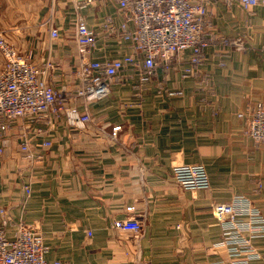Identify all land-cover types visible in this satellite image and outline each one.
Returning <instances> with one entry per match:
<instances>
[{"label": "crops", "instance_id": "obj_1", "mask_svg": "<svg viewBox=\"0 0 264 264\" xmlns=\"http://www.w3.org/2000/svg\"><path fill=\"white\" fill-rule=\"evenodd\" d=\"M42 2L30 14L23 1L15 43L42 67L49 59L56 62L51 83L57 90L71 89L79 80L78 16L98 37L92 59L131 52L130 42L106 28L108 20L124 19L117 0H95L82 8L75 0ZM209 8L211 31L238 40L242 48L211 44L198 72L188 77L183 76L188 52L144 84L132 71L123 72L110 94L89 108L108 133L122 126L116 140L93 128L71 130L64 117L54 118L31 123L30 131L46 132L31 133L28 159L20 147L21 124L2 135L0 222L6 210L10 238L18 224L29 225L44 236L45 258L68 264L230 260L216 245L221 229L212 205L242 195L264 213V146L246 133L248 109L264 105V5L247 9L216 0ZM52 27L60 30L58 40L51 39ZM185 163L204 165L210 188L181 187L174 167ZM130 205L143 225L138 234L113 226L129 215ZM254 245L264 263V238Z\"/></svg>", "mask_w": 264, "mask_h": 264}, {"label": "built area", "instance_id": "obj_2", "mask_svg": "<svg viewBox=\"0 0 264 264\" xmlns=\"http://www.w3.org/2000/svg\"><path fill=\"white\" fill-rule=\"evenodd\" d=\"M94 1L75 0V3L82 8ZM214 1L117 0L124 19L119 24L108 20L106 28L108 34H117L130 42L131 52L113 58L90 57L98 37L94 29L78 16L74 37L80 56L79 80L71 89L62 87L57 90L51 83L56 62L49 59L43 67L35 64L31 54L20 52L0 35V50L5 58V66L0 71V161L4 160L2 135L20 124V147L28 159H32L31 133L41 135L46 132L42 127L30 131L31 123L44 124L54 118L64 117L71 130L86 132L93 128L116 140L122 126L115 125L108 133L96 123L89 108L90 103L110 94L111 85L123 72L132 71L144 84L158 69L168 72L177 62L176 58L188 52V63L183 68V76L188 77L198 72L204 62L205 50L211 44L242 48L238 40L220 37L211 31L209 5ZM226 1L228 4L239 3L247 9L264 5V0ZM50 35L52 40H58L60 30L52 27ZM246 115L247 135L256 144L264 146V105L258 103L250 107ZM174 172L176 182L185 189L210 188V178L202 164H180L174 167ZM25 188L30 196V186ZM126 210L129 215L116 220L113 226L138 234L143 225L135 216V205L127 206ZM212 213L221 229V239L216 245L223 247L230 258L225 264H264L260 250L254 245L255 239L264 238V213L260 208L247 197L236 195L230 202L214 203ZM2 214L0 264H68L49 262L45 258L44 236L29 225L18 224L13 238H10L7 211L2 210Z\"/></svg>", "mask_w": 264, "mask_h": 264}, {"label": "rangeland", "instance_id": "obj_3", "mask_svg": "<svg viewBox=\"0 0 264 264\" xmlns=\"http://www.w3.org/2000/svg\"><path fill=\"white\" fill-rule=\"evenodd\" d=\"M23 1L24 0H0V35L13 44L20 52L28 54L27 49L23 51V49L15 43L19 41V36L15 28L18 27L19 20H23ZM38 5H43L42 0H27L26 11L31 14ZM34 62L37 64L36 60H34ZM4 63L5 60L0 53V70Z\"/></svg>", "mask_w": 264, "mask_h": 264}]
</instances>
